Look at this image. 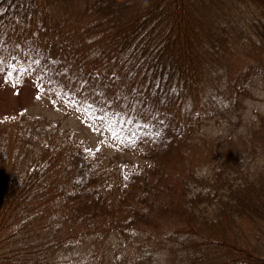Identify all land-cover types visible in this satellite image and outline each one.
<instances>
[{
    "label": "trees",
    "instance_id": "16d2710c",
    "mask_svg": "<svg viewBox=\"0 0 264 264\" xmlns=\"http://www.w3.org/2000/svg\"><path fill=\"white\" fill-rule=\"evenodd\" d=\"M0 58L66 117L0 115V264H264V0H0Z\"/></svg>",
    "mask_w": 264,
    "mask_h": 264
},
{
    "label": "rangeland",
    "instance_id": "374dc122",
    "mask_svg": "<svg viewBox=\"0 0 264 264\" xmlns=\"http://www.w3.org/2000/svg\"><path fill=\"white\" fill-rule=\"evenodd\" d=\"M263 86V87H262ZM56 90H54L55 92ZM255 98L247 100L246 104V111H245V120L247 123H251L253 119L257 118V114L259 112H264V83L262 81H259V87L255 89ZM44 95H42L41 91L38 90V87L35 85L33 81H30V83L26 82L22 85L19 84H12L7 85L4 84L3 87L0 88V115H12L19 106H23L24 108H27L29 111H34L38 113H44L47 114L49 118L52 119H63L65 120L66 117L63 115V113L56 112L54 109L50 108L48 105L44 104L43 102ZM72 127L75 130H79L80 133L84 132V128L81 127L79 122L74 119L70 120ZM246 123V124H247ZM87 135L90 137L91 141L98 140L99 137L96 136L95 132H89V130H85ZM196 141V145L198 147V150L200 148L199 153V163L198 166H200L204 161L207 162L209 155L210 148L207 147L206 144H203V140H196L197 138L194 137ZM101 148L105 149L104 151H107L105 144L101 142ZM51 150H49V155H54L56 153V148L51 146ZM214 149V148H213ZM111 154L109 155L110 158L115 162H117V157L114 155V152L109 151ZM208 152V154H207ZM113 153V154H112ZM118 154V153H117ZM126 155L121 154L119 156L118 160L122 163H126L125 160ZM178 164L171 162V164L167 167L168 170V176L174 177L177 170L174 168ZM173 184V183H172ZM163 201H166V197H163ZM164 203V202H163ZM165 220V221H164ZM161 222V225H164L166 223H171L170 219L167 217H162L159 220ZM95 248H88V250H93Z\"/></svg>",
    "mask_w": 264,
    "mask_h": 264
},
{
    "label": "snow or ice",
    "instance_id": "6c2138e0",
    "mask_svg": "<svg viewBox=\"0 0 264 264\" xmlns=\"http://www.w3.org/2000/svg\"><path fill=\"white\" fill-rule=\"evenodd\" d=\"M0 60H2V58H0ZM6 78V77H5Z\"/></svg>",
    "mask_w": 264,
    "mask_h": 264
}]
</instances>
